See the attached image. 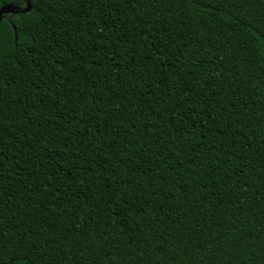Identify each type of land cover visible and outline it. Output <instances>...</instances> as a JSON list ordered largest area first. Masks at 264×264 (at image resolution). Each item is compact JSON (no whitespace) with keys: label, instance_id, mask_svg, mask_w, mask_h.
<instances>
[{"label":"trees","instance_id":"obj_1","mask_svg":"<svg viewBox=\"0 0 264 264\" xmlns=\"http://www.w3.org/2000/svg\"><path fill=\"white\" fill-rule=\"evenodd\" d=\"M29 6L0 0V264H264V0Z\"/></svg>","mask_w":264,"mask_h":264},{"label":"water","instance_id":"obj_2","mask_svg":"<svg viewBox=\"0 0 264 264\" xmlns=\"http://www.w3.org/2000/svg\"><path fill=\"white\" fill-rule=\"evenodd\" d=\"M29 4H30V0H28V7H27V9L25 10V12H29L30 11V6H29ZM5 9H8V8H5ZM3 12V11H2ZM1 21H2V13H0V23H1Z\"/></svg>","mask_w":264,"mask_h":264}]
</instances>
